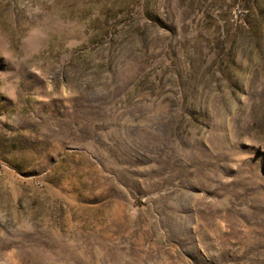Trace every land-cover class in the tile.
<instances>
[{"label":"rangeland","instance_id":"rangeland-1","mask_svg":"<svg viewBox=\"0 0 264 264\" xmlns=\"http://www.w3.org/2000/svg\"><path fill=\"white\" fill-rule=\"evenodd\" d=\"M0 264H264V0H0Z\"/></svg>","mask_w":264,"mask_h":264}]
</instances>
